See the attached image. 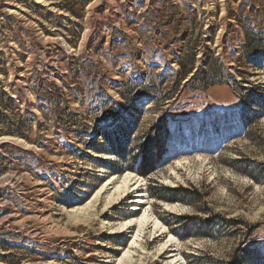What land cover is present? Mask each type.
Wrapping results in <instances>:
<instances>
[{
    "label": "rangeland",
    "instance_id": "374dc122",
    "mask_svg": "<svg viewBox=\"0 0 264 264\" xmlns=\"http://www.w3.org/2000/svg\"><path fill=\"white\" fill-rule=\"evenodd\" d=\"M246 27L264 32V0H0V264H156L166 237L128 263L133 237L102 234L136 211L94 206L129 170L187 264H263L264 56L244 54ZM159 120L143 176L106 135L134 156Z\"/></svg>",
    "mask_w": 264,
    "mask_h": 264
},
{
    "label": "bare ground",
    "instance_id": "6f19581e",
    "mask_svg": "<svg viewBox=\"0 0 264 264\" xmlns=\"http://www.w3.org/2000/svg\"><path fill=\"white\" fill-rule=\"evenodd\" d=\"M108 158L111 159V155L107 154ZM99 157V156H98ZM103 171L104 178L107 177L106 170L101 168ZM108 171V170H107ZM102 181V180H101ZM106 181V182H105ZM145 180L142 179L139 175L135 174L133 171H126L122 176L114 175L108 176L107 179L103 180L101 183L100 190L96 193L94 201L96 202L94 206L98 205L100 200L106 201V206L104 209L97 213L99 216L108 215L107 213L115 207L116 204H121L126 201V199H132V206L126 209L127 212L135 209L136 211L132 212L129 218L123 219L116 223L113 221H106L103 219L101 230L102 234L108 235H118L125 234V236L130 237L132 240L131 246L129 249L119 258L120 261L123 260L132 262L133 256L137 251V247L141 246L142 241L147 235L153 237L152 240H163L160 242L159 247L154 252L153 256L150 257L153 262L159 264L162 261V257L165 255V258L168 260H163L162 264H187L182 258L179 249L180 243L172 236L171 233H168V230L156 217L154 211V205L146 199L147 193H145ZM147 204V205H146ZM144 210L143 213L141 211ZM165 210L176 211L179 209V204L166 203ZM70 212H77L75 208L70 209ZM96 214V215H97ZM149 229V230H148ZM141 253H146V251H141ZM149 253L147 252V258ZM124 258V259H123ZM121 262V263H122Z\"/></svg>",
    "mask_w": 264,
    "mask_h": 264
},
{
    "label": "trees",
    "instance_id": "16d2710c",
    "mask_svg": "<svg viewBox=\"0 0 264 264\" xmlns=\"http://www.w3.org/2000/svg\"><path fill=\"white\" fill-rule=\"evenodd\" d=\"M256 10V7L253 6ZM70 12L76 16L80 17V13L76 12L75 10L68 8ZM253 9V10H254ZM254 10V11H255ZM248 23L253 24L254 23V17L250 14L247 18ZM247 30V41L246 46L244 47V54L250 58L253 63H255L258 66H261V62L258 60H255L254 58H261L264 56V32H253L246 27ZM255 31V30H253ZM196 74L192 75L191 78L188 81H191ZM158 124L152 126L144 138V143L139 150L136 152L134 156L131 154L127 155L126 153V146L123 140L119 137H113L110 135H106V140H108V144L111 147V150L116 153L126 164L128 169H133L136 172L142 174L143 176L149 175L153 171H155V167L151 165L150 158L152 157L153 150L156 149L155 146H158L161 148L162 139L159 138L158 132L160 130H157L158 125L161 124V120L157 122ZM166 126V124H164ZM163 126V128H164ZM154 134V135H153ZM156 190H158V193L154 194L158 198H166V195L172 196V199H177V196L180 194H184L188 192L187 189L183 187L178 188H159L157 187ZM194 217H178V219L174 222L175 224H179V226L183 227H190L191 225H194L193 222ZM211 218L206 219L204 222H202L203 225L207 226L209 222L211 221ZM244 262V261H243ZM228 264H236V260L230 261ZM245 264V263H244ZM263 264H264V258H263Z\"/></svg>",
    "mask_w": 264,
    "mask_h": 264
}]
</instances>
